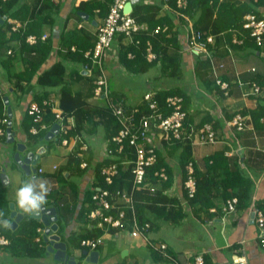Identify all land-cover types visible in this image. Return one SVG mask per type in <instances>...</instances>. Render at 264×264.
<instances>
[{
	"label": "trees",
	"instance_id": "16d2710c",
	"mask_svg": "<svg viewBox=\"0 0 264 264\" xmlns=\"http://www.w3.org/2000/svg\"><path fill=\"white\" fill-rule=\"evenodd\" d=\"M109 0L108 2H112ZM19 0H0V15L7 16L8 18L19 20L23 23L17 32L12 31L8 36V31L12 30L11 24H0V51L10 50L11 54L7 55V59L3 61L6 68L11 67L19 58L24 63V71L9 77L13 82L14 91L23 92L29 84H32L35 80L45 91L38 92L34 96L33 103H36L39 111H35L34 114L30 113V106L22 120V130L26 134L31 145L40 143L46 140L47 134L50 130L61 122L63 125L70 126L67 134L60 133L57 137V142L61 144V141L66 138L71 145L76 141L70 153L67 155V164L58 172V179L60 181L65 180V172H69L72 175H82L91 169V161L93 156H99L96 152L99 148L97 145H102L104 142L111 141L122 128L120 119L114 115L113 110L109 107L106 99H93L94 84L93 78L88 76L83 68L85 65L93 66L92 61L85 57L86 52L93 49L96 42V37L84 32L82 29L80 32H69L66 35L61 36V46L65 49L64 59L74 64H80L77 68H72L69 72L64 63L56 62L49 69L39 73L47 55L51 51V39L41 41V26L43 23H51L53 15L56 12L49 6H52L49 1H44L46 7L50 8V11L40 8L38 11H31L25 5L17 7ZM188 7L182 11L193 22L194 29L201 31L205 35H214V44L209 48L216 51L219 44L226 42L234 49H252L258 52L253 39L247 38L244 40V44L237 45L232 43V30L241 29L244 16L247 14H255L261 16L260 11L264 9V0H258L254 2L252 0H187ZM167 4V9L164 16H160L161 5ZM108 3L88 0L82 2L78 7V11L74 14L80 18L79 12H85L89 16L97 13L100 16H105L108 13ZM176 8V0H139L134 6L133 17L140 24H147L149 27L148 33H143L139 36L140 44L134 45L130 43L123 36L118 37L113 43V50L118 53V64L115 63V67L122 78H127L129 82L130 77L133 75L143 74L148 72L151 68L158 66L162 75H167L170 78L180 79L183 72V59L179 50L181 49L177 28L175 29L174 21L180 27V30L186 25L185 20L181 16L174 14L173 9ZM81 19V18H80ZM158 26H167V32L154 34L155 28ZM30 35H36L39 39L35 44H29L26 39ZM135 39H138L135 36ZM18 43V50H13L11 43ZM117 45H116V43ZM148 42L152 47V51L155 53L156 58L153 61H148L146 58V51L148 48ZM116 46V48H115ZM72 48H75L73 50ZM129 54L132 57H129ZM256 56V53H255ZM203 67L208 66V60L199 61ZM114 67V66H113ZM200 66L196 65V77L199 75V79L202 86H204L208 92L213 89L218 90L219 87L216 82H211L203 77L204 71H200ZM103 69L108 76V90L110 97H123L120 96L121 92L116 90L114 81L111 80L107 62L103 61ZM94 73H99V67L93 66ZM261 72L255 75L254 81H257L261 91L259 95L253 96L255 98L256 107L253 110H244L242 115H249L256 131H264V98L260 97L264 93V67ZM101 72V71H100ZM130 76V77H128ZM197 78V79H198ZM26 83V85H24ZM82 85L83 89L78 92H74L72 84ZM247 87L249 82L246 83ZM59 86V107L54 103L51 97V92L46 91L47 88ZM232 89L229 95L224 99L231 97ZM223 95V92L219 90ZM4 93L0 91V121L7 116V110ZM122 95V94H121ZM183 96L184 107L188 110L186 117V126L199 129L204 124L212 123L215 132H217V142L207 143L201 146L215 145L224 135L228 133L232 139L233 145H226V149H219L211 154L203 157L204 168L201 169L199 163H196L193 156V146L187 139L171 140L170 142H163L156 150L157 160L156 163L147 167V178L145 182H149L150 185L156 187L154 193H151L149 189H143L141 191H134L135 207L138 219L141 224L148 222L151 224V232L159 229L161 223L172 224L173 226L181 225L182 221L191 215L195 218L202 219L201 216H207L208 220H212V217L217 214H222V205L227 200L237 198V210H247L254 197V189L256 181L247 172L249 160L245 159V155L242 151L239 134L243 132H235L233 129L227 128V122L234 116H230L227 112H224V119H219L211 114L204 116L199 123L195 124V116L190 113L191 96L182 87H173L168 89H162L157 91L151 101L157 104L159 110L164 116L171 114L172 110L167 107L166 99L169 96ZM252 96V95H251ZM125 98V97H124ZM92 103H90V101ZM126 100V98H125ZM44 101H48L50 104L44 105ZM143 101V99H142ZM127 102V101H126ZM125 102V103H126ZM128 104V103H127ZM148 105L140 106L142 112H147ZM54 109L60 110L61 119L58 120ZM142 114H137V118ZM37 117L42 119L38 122ZM42 124H46L47 128L41 127ZM1 126V123H0ZM32 128L37 130V133L31 131ZM227 130H230L227 132ZM226 131V133H225ZM98 135H102L101 139ZM53 141V139L49 140ZM230 142V141H229ZM247 142V141H244ZM237 145V147H236ZM85 146V150L80 148ZM235 146V147H234ZM100 150V149H99ZM254 149H251L250 154L260 155L264 158V153L254 154ZM227 152H232V156L226 155ZM255 156V157H256ZM135 158L133 153V147L126 146L123 154L118 158L119 176L115 178L113 185H107L103 182L101 176L102 168L108 163L107 160L97 161L94 167L95 176L91 183L90 190H87L84 197L83 207L88 203L87 207L82 208L80 217L85 219L92 208H94L93 196L97 192L96 189H109L111 192H115L117 189L131 191L133 186V175L131 174L132 163L126 164V160H132ZM86 162L87 168H82L81 164ZM192 164L193 173L189 174L186 169L188 164ZM176 164V165H174ZM177 166V168L175 167ZM161 168H165L167 173V180L160 181L155 176V172ZM251 171V168H249ZM41 175V174H39ZM192 176L196 182V192L193 197H189L185 188V182ZM180 178V194L171 193L170 189ZM4 193L3 186L0 183V232L8 237L11 241L7 246V249L13 253L14 256H19L24 252L26 256L38 257L43 253L42 247L39 243L35 242L38 236L37 229L40 226V222L33 218H25L21 225L15 230L10 228V211L2 198ZM180 195V196H179ZM109 200L112 202L115 200L113 195H109ZM219 200V201H217ZM222 205H218V203ZM216 208V213L211 212L212 208ZM261 207V206H259ZM58 213H64L65 209H62L56 204ZM262 208V207H261ZM264 210V209H263ZM130 217L128 212L126 219ZM7 220V224L3 221ZM129 224V221L126 223ZM95 229V228H94ZM96 231L82 234L75 238V240L81 241L83 238L100 237L103 235V231L95 229ZM150 249V248H149ZM151 250V249H150ZM152 251V250H151ZM171 251H169L170 253ZM153 253L156 260H165L158 254ZM205 264H210V260L205 256Z\"/></svg>",
	"mask_w": 264,
	"mask_h": 264
},
{
	"label": "crops",
	"instance_id": "0c3cea01",
	"mask_svg": "<svg viewBox=\"0 0 264 264\" xmlns=\"http://www.w3.org/2000/svg\"><path fill=\"white\" fill-rule=\"evenodd\" d=\"M44 1H49L52 6H49L56 12L53 15V19L51 23H43L41 26V36L48 35V38L51 39V51L47 55L39 73L49 69L56 62L64 63L67 67V71L69 72L72 68H79L80 64H74L70 61L63 58L65 49L61 46V36L66 35L69 32H80L82 29L84 32L89 33L90 35H96L98 28L103 24L105 16H100L95 13L93 16H89L85 12H79L80 18L77 17L74 12L78 11V7L82 2H87L88 0H19L17 3V7L25 5L31 11H38L40 8L50 11L48 7L44 4ZM101 2H107L108 8L112 2H108L109 0H96ZM245 1V0H243ZM82 13V14H81ZM261 15L264 14V9L260 11ZM166 12L160 11V16H164ZM11 24L13 26V22H20L19 20L8 18L7 16L0 15V24ZM175 30L177 28L178 37L181 49L179 50L182 61H183V71L187 74H190L186 81H182L175 78H170L169 76L160 75L155 76L153 78V82L159 81L160 84H156L154 89H149L145 93L150 90L160 91L162 89H168L173 87H182L187 91L191 96V104H190V113L195 116V124L199 123L200 120L206 116L208 113L214 117H218L219 119H224L223 114L227 112L230 116H234L237 113H241L244 110H253L256 107L255 98L253 96H246L245 92L249 91V87L245 85L244 87H240L237 84V81L240 79L244 83H251L254 81L255 75L264 67V56L261 54L262 51L255 52L252 49H234L228 43L224 42L219 44V47L214 52V64L218 66L219 64H223L224 67L219 69L220 77L229 82L232 85V95L229 98L224 99V95H222L218 90L213 89V91H209L199 84L200 79L196 77V65L200 66V71H204V74H201V78L205 76L211 82H214L210 73H211V62L208 60V66L203 67L201 63H197L199 61H205L198 57L191 55L187 49V45L184 41L185 32L183 29L180 30L179 24L176 25L174 22ZM13 30L8 31V36ZM17 32V30L15 31ZM81 33V32H80ZM36 36V35H35ZM47 38V39H48ZM43 41V40H41ZM116 43V42H115ZM117 45V43H116ZM13 50H18V43H11ZM118 46V45H117ZM116 48V46H115ZM11 50V49H10ZM115 51V50H113ZM116 52V51H115ZM264 52V51H263ZM259 59V63L256 62ZM7 55H10L9 50L0 51V91L4 93V100L7 110L8 120L11 123V130L14 133L13 142H8L7 139V128L4 136H0V183L3 186L4 193L2 194V198H4V202L6 203L7 208L10 211V220L9 223L10 228L15 230L18 226L21 225V222L25 218H31L26 213L21 212L19 209L14 208L17 213L24 215L23 219L17 224V226L12 227L13 219L11 218L12 209L11 206L15 202V189L23 182V181H36L41 179L42 183H44L49 191L46 197V202L42 207L47 208H55L57 212V216L59 218V234L61 236V242L66 244V257L75 258L79 264H85V260L87 258V253H98V264H141L140 259L138 258L139 254L134 255L132 253L135 248L145 247L135 241L132 245V240H130V236L127 233L123 234H113L105 237V242L103 245L99 246L95 250H89L87 248H83L81 246V241L75 240L76 237L96 231L89 225L87 221V217L85 219L80 217V212L82 208L87 207L88 203H86L83 207L84 203V195L87 190H90L91 183L95 176L94 167L97 164V156H93V160L91 161V169H89L86 173L82 175L71 174L69 172H65V180L60 181L57 175L58 172L67 164L68 159V149L70 147H64L60 149L53 150V140L52 142L49 140H43L40 143L31 145L28 140L26 134L22 130V120L23 116L26 113L28 107L33 103L34 96L41 91H45L37 86L36 80L26 86L23 92L14 91L13 80L11 81L9 77L14 76L22 71H24V63L19 58L11 67L6 68L3 64V61L7 59ZM262 60V63L260 62ZM3 60V61H2ZM192 61V62H191ZM110 78L113 81L114 79L119 83V79L122 82V88L119 90L121 92L120 96L126 98V101L130 107H138L143 105V97L139 100H134L128 98V96L124 93L125 90L128 89L131 80L135 78L136 75L128 78H122L120 75H117L116 66L114 64V60L109 58L107 61ZM114 66V67H113ZM116 67V68H115ZM255 69V71H253ZM167 77L169 82L165 85L164 78ZM119 78V79H118ZM198 78V79H197ZM172 79V80H171ZM149 83L151 80L148 81ZM258 83L257 81H255ZM72 84V88L74 92L81 91L83 89L82 85L80 86L78 83H70ZM26 85V83H24ZM150 88V86H148ZM59 89V88H58ZM58 89L50 90L52 100L59 107V92ZM46 91H49L46 89ZM264 98V93L260 96ZM92 103L91 100H89ZM10 108V113L8 111ZM255 130V129H254ZM230 130H227V132ZM226 133V131H225ZM101 139L102 135H98ZM103 137V136H102ZM231 136L226 133L224 138H222L217 144L208 146L195 145L198 147V152L196 153L195 146H193V156L196 163H199L201 169L204 168V161H202L203 157L213 153L219 149H226V145H233L231 142ZM51 140V139H50ZM230 141V142H229ZM241 146L243 147L242 151L245 155V159L249 160L247 171L253 179L256 181L255 189H254V198L257 201L258 206H261L264 209V158L260 156L256 157L250 154L251 149H255V146L249 142H244V140L240 139ZM261 144V143H260ZM18 145H24L27 148V151H32L37 154L42 148L45 149L44 152L41 153L40 158L38 159V163L36 165V173L32 174L35 178L31 176H27L25 171H22L20 167H18L15 162V155L18 150ZM62 146V145H61ZM99 148L101 145H97ZM263 148H260L261 153H264V143L261 144ZM235 147V146H234ZM237 147V145H236ZM99 149L96 151L98 152ZM249 150V152L247 151ZM199 153V154H198ZM198 154V156H197ZM57 167V169H54ZM253 168L257 173H260L258 178L254 175L253 171H250L249 168ZM42 169L43 174L39 175L38 170ZM8 175V179H3V174ZM36 184H39L36 181ZM175 192L180 194V178L178 177L177 182L175 183ZM180 196V195H179ZM1 199V197H0ZM219 201V200H217ZM56 204L59 205L64 210V213L61 215L58 213ZM218 205H222V203H218ZM223 207V205H222ZM42 209V208H41ZM40 209V210H41ZM43 209V211L45 210ZM212 209H216L215 207ZM249 209V208H248ZM237 210L236 213L231 215L217 214L212 217V220H208L207 216H201L202 219L195 218L194 216H187L181 223V225H187L186 228L191 232L194 231L198 236V239H194L190 241L194 245L192 248H184L182 251H178L181 256L177 259L174 255L176 252L168 245V251H171L172 254L178 264H193V261L188 258L190 255H198L203 254L206 256L208 260H210V264H235L237 261H243L246 264H264V249H262L258 242V229L251 219V213L249 210ZM39 210V211H40ZM26 215V216H25ZM43 216V214H42ZM86 216V214H85ZM40 222L36 218H33ZM168 225V224H167ZM177 225V226H181ZM176 227V226H175ZM185 228V229H186ZM41 230L39 233L38 230ZM46 226L43 222H40V226L37 229L38 236L35 239V242L39 243V245L43 249V253L38 257H29L23 253L19 256H14L11 253L7 246H0V264H65V262L60 261L56 258V252H49L48 247L50 246V242L46 241L45 238V230ZM44 233H43V232ZM0 234L4 235L0 232ZM104 235V234H103ZM5 236V235H4ZM49 236V235H47ZM6 237V236H5ZM8 238V237H7ZM89 238V237H88ZM95 238V237H91ZM191 238V237H190ZM9 239V238H8ZM153 239V238H152ZM156 240V239H154ZM9 241H11L9 239ZM159 241V240H156ZM139 246V247H138ZM147 248V247H146ZM127 252L123 255V252ZM174 251V252H173ZM152 259H144L145 264H164L165 260L158 261L154 258L153 253H150ZM238 257V259H237ZM176 264V263H175Z\"/></svg>",
	"mask_w": 264,
	"mask_h": 264
},
{
	"label": "built area",
	"instance_id": "2783aa9c",
	"mask_svg": "<svg viewBox=\"0 0 264 264\" xmlns=\"http://www.w3.org/2000/svg\"><path fill=\"white\" fill-rule=\"evenodd\" d=\"M129 1L131 0H113L109 5L104 22L96 32L95 46L85 54L86 58L91 59L93 66L97 65L99 67V73H94L93 66L91 67L88 65L84 66L85 68H83V71L93 78V99H106L109 107L113 110L114 115L120 119L122 125L119 133L112 138L111 141L104 142L98 151V161H108L101 170L103 182L110 186L113 185L115 178L119 176L117 160L128 145L133 147V153L135 154L134 159L126 160V164L132 163L131 174L133 175V186L132 190L129 192L120 189H117L115 192H111L107 188L96 189L97 192L93 196L94 208L87 213L86 219L92 228L104 231V235L95 238H85L81 241V246L93 251L104 244L106 236L127 233L131 239L141 242L143 246L150 248L161 258L171 260L178 264L175 257L169 253L168 245L165 242L160 240L156 241L149 236L151 224L148 222H144L143 224L140 223L136 212V201L133 192L149 189L151 193H154L156 190L155 186L150 185L149 182H145L147 178V167L156 163V150L164 141L170 142L171 140L187 138L191 144L205 145L207 143L217 142V132H215L212 123L204 124L199 129L186 126L185 121L188 110L184 107L183 96L174 95L167 97V107L172 110L171 114L168 116H164L157 107V104L151 101L157 91L150 90L145 93L143 105H148L146 113L142 112L139 106L130 107L124 97L109 96L108 76L103 69V61L105 60L107 62L109 58H112L114 64H118V53L113 51L112 48L114 41L118 40V37L123 36V38L136 46L140 44L139 36L145 32H149L147 24H140L133 17L134 5L137 4L139 0L133 4V11L131 13H124V7ZM252 1L257 2L258 0ZM187 7V0H176V8L173 9L174 14L176 13L177 16L179 15L185 20L186 25L183 27V30L185 32L184 41L187 45V49L191 55L211 62L210 75L218 85L219 90L223 92V95L225 94V96H227L232 90V85L220 77L219 69L223 68L224 65L219 64L216 66L213 63V50L209 48L210 45L214 44L215 36L211 34L205 35L201 31L194 29L193 22L187 15L182 13ZM167 9H169V6L166 3L161 5V12L165 13ZM174 22L177 25V21ZM20 27H22L21 23L13 22L11 29L16 31ZM167 29V26H158L155 28L154 34L165 33ZM231 32L232 43L242 45L245 39H253L256 47L262 51V55L264 56V14L260 17L255 14L245 15L241 29H235ZM135 36H137L138 39H135ZM47 38L48 35H42L40 37L43 41L47 40ZM38 39L37 36L30 35L27 37L26 41L29 44H35L38 42ZM179 39L182 40L180 36ZM72 49L75 50V48ZM146 52L148 61H153L156 58L149 42ZM129 57H132V55L129 54ZM253 71H255V69H253ZM237 84L240 87L247 85L240 79L237 81ZM248 86L249 91L245 92L246 96L259 95L261 88L256 82L249 83ZM43 104L48 105L50 103L44 101ZM30 107V113L32 114H34L35 111H39L36 103H32ZM54 112L57 113L56 117L58 120L61 119L60 110L54 109ZM140 112L142 115L137 118V114H140ZM37 120L38 122L42 121L40 117H37ZM0 123V136H4L9 120L5 117ZM58 125L59 128L57 132L51 138L56 141L58 134H67L68 128L70 127H65L61 122H59ZM41 127L47 128V125L42 124ZM227 128L233 129L235 132L253 131L255 129L250 116H244L240 113H237L227 122ZM31 131L37 133L35 128H32ZM69 143L70 142L64 138L60 145L72 149L76 141L72 142L70 146ZM80 149L85 150L86 147L82 146ZM40 151V153H42L45 149L42 148ZM226 155L232 156V152H227ZM81 167L87 168V163H82ZM54 169H57V167H54ZM186 169L189 171V174L193 173V166L191 163L188 164ZM38 173L43 174V170L39 169ZM155 176L158 177L160 181H165L168 178L165 168H161L159 171L155 172ZM185 188L188 196L193 197L196 192V182L192 176L185 182ZM171 193H176L175 185L170 189L169 194ZM110 194H112L115 199L113 202L109 200ZM237 203V198L227 200L222 207L224 216L236 213ZM248 210L251 213V219L258 229L259 245L264 249V210L258 206L254 197ZM216 211V209H211V212L216 213ZM128 212L130 213V217L127 220L126 215ZM127 221H129L128 225L126 224ZM38 232L40 233L41 230L39 229ZM9 244V239L0 234V246L5 247ZM188 258L193 261V264H205L203 254H192L188 256ZM244 258L245 257H243V259Z\"/></svg>",
	"mask_w": 264,
	"mask_h": 264
},
{
	"label": "rangeland",
	"instance_id": "374dc122",
	"mask_svg": "<svg viewBox=\"0 0 264 264\" xmlns=\"http://www.w3.org/2000/svg\"><path fill=\"white\" fill-rule=\"evenodd\" d=\"M256 60V62L259 63V58L258 57H254ZM260 62L262 63V60L260 59ZM160 68L158 66L151 68L148 72L143 73V74H138L135 76V78L133 80H131V83L128 86V89L125 90V94L128 96L129 100L130 99H134V100H139L142 98V96L145 94V92L149 89H154L156 86V84H160L159 81L157 80L156 82H153V78H155V76H159L158 79H160ZM189 76L191 77L190 74L185 73L184 71L182 72V77L180 78L181 82L182 81H186V79L189 78ZM164 78V82L165 85L168 84L169 79L167 77H162ZM119 79V78H118ZM151 80V82L149 83L148 81ZM172 80V79H171ZM114 86L115 88H122V82L119 79V83H117V81L114 79ZM179 81V79H178ZM38 87H40L39 85H37ZM148 86H150V88H148ZM41 88V87H40ZM59 86H55V87H49L47 88V90H55L58 89ZM42 89V88H41ZM59 90V89H58ZM240 138L244 141H247L251 144H253L255 146V151L254 154L260 152V148H263L261 146V144L264 143V131L262 132H257L256 129L253 131H249V132H244L239 134ZM53 150L56 149H62L64 148L63 146H61L57 141H53ZM261 143V144H260ZM210 146V145H208ZM208 146H206L205 148L207 149ZM68 153H70V149L67 148ZM196 149V153L198 152V147L195 146ZM249 152V150H247ZM199 154V153H198ZM197 154V156H198ZM260 158V155L258 156ZM176 165V164H174ZM177 168V166H175ZM251 168V167H250ZM251 171H253L254 175L258 178L260 173H257L253 168H251ZM38 181V183H41L42 180H36ZM36 181H33L34 183H36ZM187 225H193L192 223L190 224H186ZM185 225H181V226H173L172 224H168L167 223H161L160 227L158 230L156 231H152L150 232L149 236L153 239L156 240H163L165 242H167V244H169L171 246V248L173 250H175L176 252L174 253L175 257L178 259L181 254L178 253V251H182L184 248H192L194 245L192 244L191 240L194 239H198V236L195 234L194 231H189L186 228ZM186 228V229H185ZM191 237V238H190ZM131 240V238H130ZM135 243V240H132V245ZM139 243V241H138ZM139 247V246H138ZM174 252V251H173ZM132 253H134V255L137 256V254L141 255L138 258L140 259V263L141 264H145V260L144 259H152V256H150L152 253V251L149 248L146 247H140V248H135V250L132 251ZM164 264H175L173 261L171 260H166Z\"/></svg>",
	"mask_w": 264,
	"mask_h": 264
},
{
	"label": "water",
	"instance_id": "95a60500",
	"mask_svg": "<svg viewBox=\"0 0 264 264\" xmlns=\"http://www.w3.org/2000/svg\"><path fill=\"white\" fill-rule=\"evenodd\" d=\"M138 0H131L129 1L125 7H124V13L129 14L133 11V4L137 2ZM82 14V13H81ZM8 111L10 113V108H8ZM59 125L56 124L51 131L47 134L46 140H50L53 135L57 132ZM14 133L11 130V123L9 122L8 127H7V139L8 142H13ZM39 151L37 154H35L32 151H27L26 146L24 145H18V150L15 155V162L17 163L18 167L22 171H25L27 176H31L32 174L36 173V165L38 163V159L40 158V153ZM3 174V173H2ZM3 179H8V175L5 173L3 174ZM32 178H35V176L32 175ZM12 213H11V218L13 219L12 222V227L17 226V224L23 219L22 214L17 213V211L11 207ZM42 207V209L36 213H26V215H29L31 218H36L39 220V217L41 218L39 221L43 222L44 225L46 226L45 229V240L50 242V246L48 247V251L53 253L56 252V258L60 261L65 262V264H79L76 259L73 258H68L66 257V244L61 242V236L59 234V225H58V216L55 208H47ZM43 214V216H42ZM25 215V216H26ZM49 235V236H47ZM127 252H123V255H125ZM87 258L85 260V264H98V253L93 252V253H87L86 254ZM238 259V257H237ZM235 264H246L243 261L239 262L237 261Z\"/></svg>",
	"mask_w": 264,
	"mask_h": 264
},
{
	"label": "clouds",
	"instance_id": "9594fccd",
	"mask_svg": "<svg viewBox=\"0 0 264 264\" xmlns=\"http://www.w3.org/2000/svg\"><path fill=\"white\" fill-rule=\"evenodd\" d=\"M9 52L11 54V50ZM48 191V187L42 182L36 184L32 180L23 181L15 189V202L11 207L17 208L23 213H36L45 204ZM3 223L7 224V220H4Z\"/></svg>",
	"mask_w": 264,
	"mask_h": 264
}]
</instances>
